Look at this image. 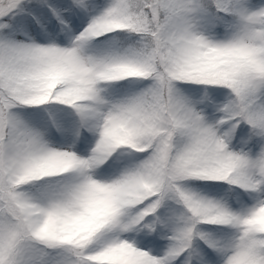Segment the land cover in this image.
I'll list each match as a JSON object with an SVG mask.
<instances>
[{
	"label": "snow or ice",
	"instance_id": "6c2138e0",
	"mask_svg": "<svg viewBox=\"0 0 264 264\" xmlns=\"http://www.w3.org/2000/svg\"><path fill=\"white\" fill-rule=\"evenodd\" d=\"M0 264H264V0H0Z\"/></svg>",
	"mask_w": 264,
	"mask_h": 264
}]
</instances>
